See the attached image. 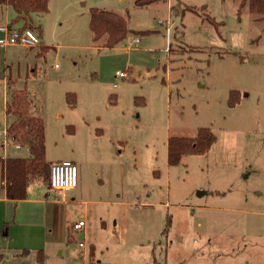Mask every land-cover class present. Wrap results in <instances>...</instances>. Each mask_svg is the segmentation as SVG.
<instances>
[{
  "label": "rangeland",
  "instance_id": "obj_1",
  "mask_svg": "<svg viewBox=\"0 0 264 264\" xmlns=\"http://www.w3.org/2000/svg\"><path fill=\"white\" fill-rule=\"evenodd\" d=\"M93 7L126 18L116 45L94 40ZM33 15L39 45L0 51V125L25 91L45 127L48 172L34 182L88 201L65 207L72 264H264V15L249 0H49ZM16 16L0 6L23 26ZM202 128L213 144L171 164L170 140ZM8 153L29 157L30 145L0 138ZM64 159L79 186L51 189L50 163Z\"/></svg>",
  "mask_w": 264,
  "mask_h": 264
},
{
  "label": "trees",
  "instance_id": "obj_2",
  "mask_svg": "<svg viewBox=\"0 0 264 264\" xmlns=\"http://www.w3.org/2000/svg\"><path fill=\"white\" fill-rule=\"evenodd\" d=\"M155 0H136L139 5H147ZM49 0H0V6L10 4L15 9L16 20L23 22L22 28L33 29V14L48 11ZM249 8L253 13L264 15V0H249ZM14 23V22H13ZM12 23V24H13ZM90 26L94 40L105 38V44L116 45L129 32L128 23L124 16L113 11L91 8ZM13 101L7 102V114L14 116L11 128L20 133L21 137L30 140L31 156L29 157H0V171L6 177L7 195L11 198H24L32 174L48 172V162L45 159V127L43 119L29 114V109L22 108L28 105L25 91H14ZM18 119V120H15ZM214 141V135L208 128L200 129L197 137L172 138L169 142V162L177 163L183 153H197L208 149ZM50 169V166H49ZM153 264H162L155 260Z\"/></svg>",
  "mask_w": 264,
  "mask_h": 264
},
{
  "label": "crops",
  "instance_id": "obj_3",
  "mask_svg": "<svg viewBox=\"0 0 264 264\" xmlns=\"http://www.w3.org/2000/svg\"><path fill=\"white\" fill-rule=\"evenodd\" d=\"M4 5L11 6L8 3ZM10 24L23 29L22 26ZM7 102L8 99L5 102L6 118L11 115L6 111ZM12 121L6 124L9 126ZM9 155L10 153L0 157L6 158ZM33 177L34 174L30 175L26 196L16 199L7 195L6 177L0 171V264H72L70 234L66 231L63 220V215L67 212L65 207L72 202L88 204V201H81L75 195L68 201L65 193L62 199L51 198L49 192L44 193L45 183H36ZM45 182L51 188L48 177ZM83 214L84 212L79 213L80 216ZM86 230L87 223L79 232V243L85 238Z\"/></svg>",
  "mask_w": 264,
  "mask_h": 264
},
{
  "label": "built area",
  "instance_id": "obj_4",
  "mask_svg": "<svg viewBox=\"0 0 264 264\" xmlns=\"http://www.w3.org/2000/svg\"><path fill=\"white\" fill-rule=\"evenodd\" d=\"M140 37H134L132 43H138ZM40 37L32 28H16L9 22L0 19V48H5L9 45H23L27 47H34L39 45ZM127 73L122 70L116 71V77L125 78ZM117 86V83L114 84ZM12 131L8 125L3 127L0 125V138H2V146L6 149L8 146H12L16 149H20L26 145H30L29 140H22L21 136ZM49 183L52 189L65 191L68 189H74L78 186V166L76 163L69 159L53 162L50 165ZM87 221L85 219H79L73 223V229L76 231H82L86 226ZM80 247L85 246L84 240H80Z\"/></svg>",
  "mask_w": 264,
  "mask_h": 264
}]
</instances>
